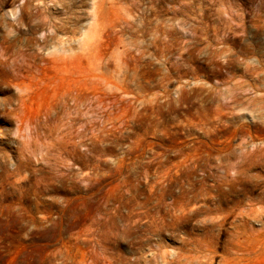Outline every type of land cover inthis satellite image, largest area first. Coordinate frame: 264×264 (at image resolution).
Returning a JSON list of instances; mask_svg holds the SVG:
<instances>
[{"label":"rangeland","instance_id":"374dc122","mask_svg":"<svg viewBox=\"0 0 264 264\" xmlns=\"http://www.w3.org/2000/svg\"><path fill=\"white\" fill-rule=\"evenodd\" d=\"M221 220L264 264V0H0V264H184Z\"/></svg>","mask_w":264,"mask_h":264},{"label":"bare ground","instance_id":"6f19581e","mask_svg":"<svg viewBox=\"0 0 264 264\" xmlns=\"http://www.w3.org/2000/svg\"><path fill=\"white\" fill-rule=\"evenodd\" d=\"M231 191L232 190H230V192ZM179 209H180V213H181L179 216V219L180 218L182 219L183 217H185L189 213L194 212L197 209V206L193 205L192 202H185L179 206ZM190 215H188V217ZM242 215H244V213ZM224 218H226V217H224ZM212 222H214V221H212ZM212 225H213V223H212ZM214 225H215V223H214ZM216 226H217V230H213L212 233H210L211 234L210 237H208L207 239H205L203 241H200L198 246L194 247L193 252L196 255L186 256V255L179 254L178 255V262H181V260H179V259L183 257V259L185 261L184 264H237L236 263L237 257H235V254H237L238 252H239L238 254H240L241 253L240 251L242 249V248H240V247H242L241 242H240L242 236H241V233L237 231V229L239 227H236L234 224H232L231 227L226 228L224 220L219 221L216 224ZM211 227L212 226H210V228ZM211 229H210V231H211ZM213 229H214V226H213ZM225 234L228 235L227 240L222 241V236ZM248 243L250 244V248H253L255 241L250 238V239H248ZM220 249L222 250L221 253H219ZM246 251H248V250H246ZM242 252H245V251H242Z\"/></svg>","mask_w":264,"mask_h":264}]
</instances>
